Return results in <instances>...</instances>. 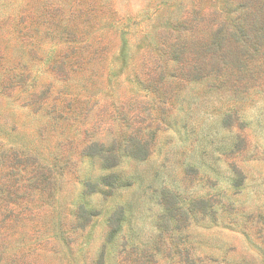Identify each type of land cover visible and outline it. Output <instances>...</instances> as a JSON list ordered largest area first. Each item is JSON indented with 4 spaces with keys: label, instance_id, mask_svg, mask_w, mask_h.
<instances>
[{
    "label": "rangeland",
    "instance_id": "374dc122",
    "mask_svg": "<svg viewBox=\"0 0 264 264\" xmlns=\"http://www.w3.org/2000/svg\"><path fill=\"white\" fill-rule=\"evenodd\" d=\"M0 264H264V0H0Z\"/></svg>",
    "mask_w": 264,
    "mask_h": 264
}]
</instances>
